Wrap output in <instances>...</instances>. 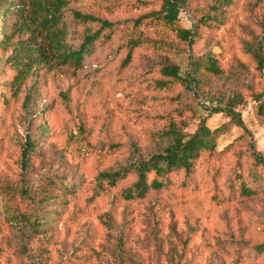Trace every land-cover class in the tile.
<instances>
[{
  "label": "rangeland",
  "instance_id": "obj_1",
  "mask_svg": "<svg viewBox=\"0 0 264 264\" xmlns=\"http://www.w3.org/2000/svg\"><path fill=\"white\" fill-rule=\"evenodd\" d=\"M12 1L22 25L13 39L29 37L42 56L13 95L5 83L12 48H0V264H232L227 247L264 242V194L218 204L203 188H176L125 201L119 192L133 174L116 186L96 177L161 151L168 129L192 133L201 122L219 148L239 139L264 153V95L256 99L264 70L251 55L254 48L264 55V0H232L229 19L191 47L151 22L161 0H61L55 11L53 0ZM216 1L185 0L180 26L192 28ZM75 12L115 27L78 68L50 49L53 29L64 28L71 47L96 29ZM52 14L58 22L44 25ZM132 37L142 44L122 67ZM159 39L165 49L155 47ZM208 51L224 73L198 85L163 82L161 67L179 65L185 77L191 58ZM62 185L72 194L58 196Z\"/></svg>",
  "mask_w": 264,
  "mask_h": 264
},
{
  "label": "trees",
  "instance_id": "obj_2",
  "mask_svg": "<svg viewBox=\"0 0 264 264\" xmlns=\"http://www.w3.org/2000/svg\"><path fill=\"white\" fill-rule=\"evenodd\" d=\"M161 1L159 10L151 16V22L162 23L177 36L179 43L186 41L189 47L204 30H217L224 19H229V16L224 14H230V8H234L232 0H217L211 6L210 12L201 13L193 20L192 28H183L179 24V14L184 10L185 0ZM50 3L55 11L62 1L53 0ZM37 6L49 12V5L37 1ZM17 13L16 3L14 4L12 0H0V48H12V54L6 58V61L9 62L10 69L14 73L5 83L10 86L13 95L19 90L28 70L39 62L37 58L42 56L40 48L32 46L29 37L13 39L14 35H20L22 31V25L17 23V18L20 17ZM12 15L15 20L10 22ZM74 16L95 23L96 29L83 34L79 44L72 47L62 40L65 34L64 28L53 29L55 34L51 39L50 49L62 63L78 68L96 42L104 35L109 38L115 27L112 22L90 14L75 12ZM56 17V14H52L50 16L52 20L43 18L42 22L44 25H50L53 22V26L58 22L54 20ZM141 42L140 37H132L126 42V52L121 61L122 67L130 63L135 49L142 44ZM153 43H161V45H155L157 48L167 47L162 39ZM144 47L154 49L151 43L145 44ZM259 50L254 48L251 55L258 71L262 74L264 55ZM180 71L179 65L176 64L161 67V73L166 77L163 82L180 81L184 84L192 80L195 85H198L221 75L224 73V68L219 56L208 51L191 58L185 77L180 75ZM262 80L264 81V74ZM263 95L264 92L259 91L256 99H260ZM166 135L170 137V143L161 151L120 169L99 172L96 177L101 183L116 186L133 174L135 180L119 192V197L125 201L141 199L152 191H164L171 195L176 188H203L218 204L236 198L264 194V153L256 151L250 145L238 144L239 139L219 148L214 132L203 122L192 133L172 127L166 131ZM27 145L28 150L25 148L22 152L24 158L31 149L30 144ZM62 187L64 193L58 196L72 194V189L64 185ZM246 250L250 252L249 255L245 254ZM226 252L232 255V264H264V242L249 245L234 244L227 247ZM116 258L120 261L125 260L123 255H116Z\"/></svg>",
  "mask_w": 264,
  "mask_h": 264
}]
</instances>
